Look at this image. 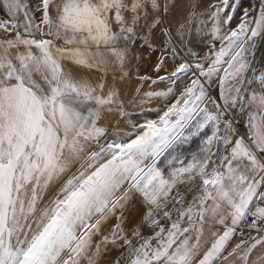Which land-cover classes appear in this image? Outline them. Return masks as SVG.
I'll use <instances>...</instances> for the list:
<instances>
[{"label": "snow or ice", "instance_id": "obj_1", "mask_svg": "<svg viewBox=\"0 0 264 264\" xmlns=\"http://www.w3.org/2000/svg\"><path fill=\"white\" fill-rule=\"evenodd\" d=\"M0 264H264V0H0Z\"/></svg>", "mask_w": 264, "mask_h": 264}]
</instances>
